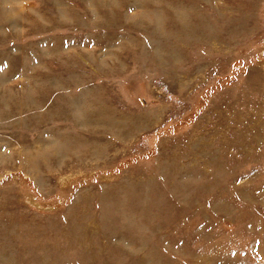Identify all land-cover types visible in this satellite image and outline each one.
Returning a JSON list of instances; mask_svg holds the SVG:
<instances>
[{"label":"rangeland","instance_id":"1","mask_svg":"<svg viewBox=\"0 0 264 264\" xmlns=\"http://www.w3.org/2000/svg\"><path fill=\"white\" fill-rule=\"evenodd\" d=\"M0 264H264V0H0Z\"/></svg>","mask_w":264,"mask_h":264}]
</instances>
